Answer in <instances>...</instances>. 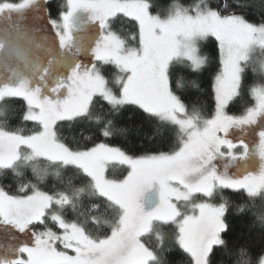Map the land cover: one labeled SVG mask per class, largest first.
<instances>
[{"label": "snow or ice", "instance_id": "6c2138e0", "mask_svg": "<svg viewBox=\"0 0 264 264\" xmlns=\"http://www.w3.org/2000/svg\"><path fill=\"white\" fill-rule=\"evenodd\" d=\"M0 264H264V0H0Z\"/></svg>", "mask_w": 264, "mask_h": 264}, {"label": "trees", "instance_id": "16d2710c", "mask_svg": "<svg viewBox=\"0 0 264 264\" xmlns=\"http://www.w3.org/2000/svg\"><path fill=\"white\" fill-rule=\"evenodd\" d=\"M159 3L161 5V8H163L166 6L167 0H159ZM202 47H203V53L212 57V64H211L208 71H204L202 73H195L191 69H189L188 71H189V73H191V75L188 78L189 79L199 78V81L203 83L204 90L206 93H208V95H201L199 98V102H202L205 105L204 110H205V112H207V106H208L210 99H211V96H210L211 80H212V77L216 74V72L219 71V53H218V46H217L214 39L209 41L207 43V46H202ZM113 71H114V69H113ZM248 82H249V84H252L254 82L260 83V80H259L258 76L254 77L253 74L251 72H249L248 73ZM193 102L197 103V101L195 99H193ZM245 103L251 104L252 101L249 97L246 96L244 98V100L237 102L233 107H231L230 111L234 114H239ZM14 126H20V125H19V123H17ZM26 127H28L30 129L33 127V125L28 124V125H26ZM81 132H83L82 129L79 131L69 129V130H65L64 134L67 135L69 138H71L73 136L78 137ZM134 133H135V128H131V134H134ZM84 134L87 135V133H84ZM105 142L109 143L113 146H120V147H126L129 149H132V151H134L136 154H142L148 148L152 147L151 145H145L143 147H139V142H136L137 147L139 148V150L137 151L136 148H132L134 141L131 138L127 142H125V140L123 138L110 139V140H106ZM160 150H169V149L168 148H162ZM108 175L110 176V178H121L123 175H126V168L123 166H120V165L110 166ZM230 198L233 200L239 199V197H237L234 194L231 195ZM251 221H252L251 214H248L244 217L233 216L232 217V226H233L234 235H241V234L248 235V228H249ZM253 235L258 236V233H254ZM172 258L175 259V257H172Z\"/></svg>", "mask_w": 264, "mask_h": 264}]
</instances>
